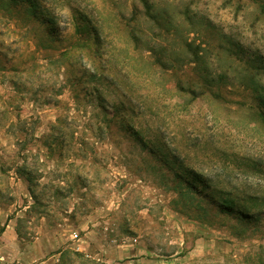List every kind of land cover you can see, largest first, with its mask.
I'll list each match as a JSON object with an SVG mask.
<instances>
[{"label":"rangeland","instance_id":"obj_1","mask_svg":"<svg viewBox=\"0 0 264 264\" xmlns=\"http://www.w3.org/2000/svg\"><path fill=\"white\" fill-rule=\"evenodd\" d=\"M0 74V209L70 211L63 264H264V0H0Z\"/></svg>","mask_w":264,"mask_h":264},{"label":"crops","instance_id":"obj_2","mask_svg":"<svg viewBox=\"0 0 264 264\" xmlns=\"http://www.w3.org/2000/svg\"><path fill=\"white\" fill-rule=\"evenodd\" d=\"M69 212L63 210L62 217L56 219L46 207L25 206L21 217L11 216V209H0V264H63L62 255L67 248L90 256L82 238L75 239L67 233L65 220L70 217Z\"/></svg>","mask_w":264,"mask_h":264},{"label":"trees","instance_id":"obj_3","mask_svg":"<svg viewBox=\"0 0 264 264\" xmlns=\"http://www.w3.org/2000/svg\"><path fill=\"white\" fill-rule=\"evenodd\" d=\"M189 175H190V174H189ZM193 177H194V178H198V177H196L195 175H193ZM220 205H221V207H222L225 211H227V212H232V211L236 210L237 213H240V214H242L243 216H244V215H246V216H250L248 213H245V212L242 210V207H239L238 209H235L233 206H229V205L224 204V203H222V202H221Z\"/></svg>","mask_w":264,"mask_h":264},{"label":"built area","instance_id":"obj_4","mask_svg":"<svg viewBox=\"0 0 264 264\" xmlns=\"http://www.w3.org/2000/svg\"><path fill=\"white\" fill-rule=\"evenodd\" d=\"M0 79H1V74H0ZM74 238H79V235L77 233H75Z\"/></svg>","mask_w":264,"mask_h":264}]
</instances>
